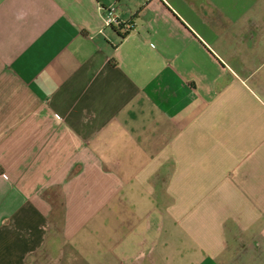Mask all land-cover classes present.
I'll use <instances>...</instances> for the list:
<instances>
[{
	"label": "crops",
	"instance_id": "1",
	"mask_svg": "<svg viewBox=\"0 0 264 264\" xmlns=\"http://www.w3.org/2000/svg\"><path fill=\"white\" fill-rule=\"evenodd\" d=\"M0 264H264V0H0Z\"/></svg>",
	"mask_w": 264,
	"mask_h": 264
},
{
	"label": "built area",
	"instance_id": "2",
	"mask_svg": "<svg viewBox=\"0 0 264 264\" xmlns=\"http://www.w3.org/2000/svg\"><path fill=\"white\" fill-rule=\"evenodd\" d=\"M102 22H103V27H105V29H109L113 25L119 24V21L116 18L114 6L104 9Z\"/></svg>",
	"mask_w": 264,
	"mask_h": 264
}]
</instances>
